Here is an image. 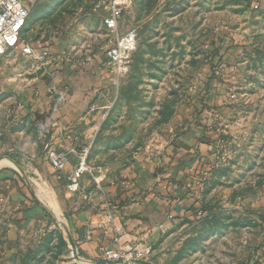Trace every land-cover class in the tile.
I'll return each mask as SVG.
<instances>
[{"label":"rangeland","instance_id":"obj_1","mask_svg":"<svg viewBox=\"0 0 264 264\" xmlns=\"http://www.w3.org/2000/svg\"><path fill=\"white\" fill-rule=\"evenodd\" d=\"M132 30L114 57L97 0H38L0 57V264H87L69 203L108 187L146 205L132 264H264V0H130ZM85 148L74 192L49 151Z\"/></svg>","mask_w":264,"mask_h":264},{"label":"built area","instance_id":"obj_2","mask_svg":"<svg viewBox=\"0 0 264 264\" xmlns=\"http://www.w3.org/2000/svg\"><path fill=\"white\" fill-rule=\"evenodd\" d=\"M38 0H0V57L15 51L22 52L25 56L36 55V49L23 39V31L27 25L28 18L33 7ZM130 0H97V7L104 12V25L112 33H118L116 47L112 49L114 57H119L122 52L137 48V34L129 31L119 34L122 18L127 11ZM89 148H85L78 161L70 180V190L80 189V179L85 173H92L95 167H91L88 162ZM49 160L53 167L63 171L69 157L65 152L49 151ZM105 249L104 256L108 261L116 264H132V260H142L152 253L151 247L138 248L135 245L121 244Z\"/></svg>","mask_w":264,"mask_h":264},{"label":"crops","instance_id":"obj_3","mask_svg":"<svg viewBox=\"0 0 264 264\" xmlns=\"http://www.w3.org/2000/svg\"><path fill=\"white\" fill-rule=\"evenodd\" d=\"M69 162L65 168L64 174L70 179L78 165V162L76 164V156L72 153ZM105 176L106 174L104 173L100 174L98 176L99 180H103ZM84 178V181L80 179V189L82 190H84ZM114 189L115 187L107 188L109 192H112L108 195L106 204L99 198L93 199L91 206L83 208L78 205L80 201L76 204L72 199L69 203V208L71 210L70 224L72 226L70 233L73 235V239H78L77 242L80 244V252L85 256L84 260L87 261V264H116L110 262L100 263L102 260L100 252L101 249L104 248L103 246H105L106 249L115 248L117 246V243H114L115 235H120L121 244L126 242L134 243L135 239H138L137 234L141 236L145 235V233L141 231L147 225L145 203L141 201L137 203L126 202L127 199L125 198L130 194L129 191L115 196L117 190ZM54 197L55 199L52 198V202L58 205V200L56 196ZM116 198L121 200L117 207H115L117 204H114ZM108 215H111V217H108Z\"/></svg>","mask_w":264,"mask_h":264},{"label":"bare ground","instance_id":"obj_4","mask_svg":"<svg viewBox=\"0 0 264 264\" xmlns=\"http://www.w3.org/2000/svg\"><path fill=\"white\" fill-rule=\"evenodd\" d=\"M55 203V202H54ZM55 206V205H54Z\"/></svg>","mask_w":264,"mask_h":264}]
</instances>
